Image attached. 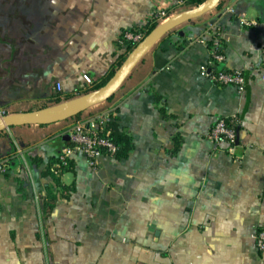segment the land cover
<instances>
[{
	"label": "crops",
	"instance_id": "1",
	"mask_svg": "<svg viewBox=\"0 0 264 264\" xmlns=\"http://www.w3.org/2000/svg\"><path fill=\"white\" fill-rule=\"evenodd\" d=\"M187 1L0 0V119L83 96L118 64L124 33L159 10H194ZM220 3L224 67L243 73L244 89L203 73L211 52L199 42L202 23L218 14L177 26L111 102L83 114L118 107L134 143L129 158L105 156L94 170L71 156L74 173L60 181L75 191L52 213L43 199L53 180L37 161L63 152L74 120L0 133V264L262 263L254 232L264 222V0ZM234 117L240 141L230 156L210 131Z\"/></svg>",
	"mask_w": 264,
	"mask_h": 264
},
{
	"label": "built area",
	"instance_id": "2",
	"mask_svg": "<svg viewBox=\"0 0 264 264\" xmlns=\"http://www.w3.org/2000/svg\"><path fill=\"white\" fill-rule=\"evenodd\" d=\"M169 19L170 14L167 9L159 10L151 17V20L157 24V27ZM243 24L247 27L257 25L256 23L249 22H243ZM214 35L217 38H215L210 48V60L203 73L221 87H233L242 91L245 85L243 73L239 70H233L231 72L224 70L226 57L224 54V43H222L224 36L222 28H217L210 37ZM124 37L136 45H139L145 38L141 30L129 31L125 33ZM207 40L203 38L199 42L207 45ZM259 68H261L262 78L264 80V58ZM58 90H60V86H58ZM107 121L108 109L89 113L82 120L74 121L65 132V136H70L69 141H71L73 147L63 149L62 159L71 158L75 154H81L87 159L89 166L96 170L100 165L99 161L101 158L114 156L118 149L114 143L105 137ZM238 123L239 119L237 117L217 119L210 131V138L216 147L220 150L227 151V154L230 156L235 155L238 146V131L236 130ZM0 171H6V168L0 165ZM262 204L264 206V192L262 195ZM254 242L255 249L262 259L261 264H264V222L254 232Z\"/></svg>",
	"mask_w": 264,
	"mask_h": 264
},
{
	"label": "trees",
	"instance_id": "3",
	"mask_svg": "<svg viewBox=\"0 0 264 264\" xmlns=\"http://www.w3.org/2000/svg\"><path fill=\"white\" fill-rule=\"evenodd\" d=\"M208 0H188L187 4L190 5L192 8L196 9L203 4H205ZM223 6L222 3L218 5V7L213 10L217 15V17H213L210 20L203 21V28H204V35L203 38L208 39L207 40V46L209 48L212 47L213 42L215 41V38H217L216 35L213 37H208V35H213L215 30L219 28L220 26V18L221 14L220 11L222 10ZM203 17V18H202ZM200 17L201 20H204V16ZM212 21H215L213 24ZM157 28V24L154 23L152 20L148 23V25L141 30V32L144 33V37L148 36L152 31H154ZM125 33L122 36V45L125 49V52L122 54L118 64L112 68V70L109 72V74L101 79L97 85L92 88V90H88L83 94L87 95L92 92L98 91L101 88H103L115 75V73L118 71V69L122 66V64L125 62V60L128 58V56L134 51V49L138 46L134 44L132 41H128L125 39ZM224 43V40L222 41ZM217 69V68H216ZM224 70L231 72L233 70L224 68ZM115 95L112 96L107 102H111L114 99ZM156 101L160 103L162 101V98L158 95L155 96ZM59 102V100H57ZM119 112L118 107H111L108 108V121L106 123V134L105 137L109 139L112 143H114L117 146V152L114 156H112L117 161L127 160L130 156V153L134 150V143L132 138L129 136V134L122 130L118 123L117 115ZM161 114L164 117H167L165 109H160ZM84 113L77 115L76 117L72 118L71 120L74 121H80L84 118ZM46 126V125H43ZM239 123L236 126V130L239 129ZM64 147L70 148L73 147V144L71 141H64ZM177 143H176V150H177ZM63 152H61L56 157H50L46 159H39L37 161L38 166L42 168L41 177L42 178H52L53 180V186H47L45 187V197L43 199L44 201V214H50L56 207V203L60 198L68 199L67 195L65 193L74 192L75 191V185L72 184L70 188H66L62 186L60 178L63 174L68 172L74 173L73 168V162L70 158L62 159Z\"/></svg>",
	"mask_w": 264,
	"mask_h": 264
},
{
	"label": "water",
	"instance_id": "4",
	"mask_svg": "<svg viewBox=\"0 0 264 264\" xmlns=\"http://www.w3.org/2000/svg\"><path fill=\"white\" fill-rule=\"evenodd\" d=\"M220 4V0H208L202 6L171 17L167 22L158 26L134 49L128 56L113 78L100 90L71 100L68 103L61 104L52 108L15 114L0 119V133L6 129L26 125H52L65 122L89 110L90 108L107 102L123 86L125 81L131 75L138 63L144 56L159 42L164 36L171 32L177 26L200 18L209 12L215 10ZM215 21H212L213 24ZM64 141H69L70 136L66 135ZM240 141V128L238 129V143Z\"/></svg>",
	"mask_w": 264,
	"mask_h": 264
},
{
	"label": "rangeland",
	"instance_id": "5",
	"mask_svg": "<svg viewBox=\"0 0 264 264\" xmlns=\"http://www.w3.org/2000/svg\"><path fill=\"white\" fill-rule=\"evenodd\" d=\"M170 18H171V15H170ZM143 36H144V33L142 32ZM91 109V108H90Z\"/></svg>",
	"mask_w": 264,
	"mask_h": 264
}]
</instances>
